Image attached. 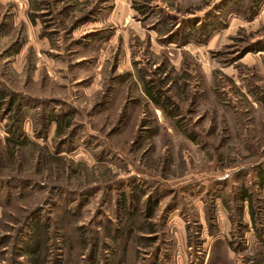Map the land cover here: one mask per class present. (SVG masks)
<instances>
[{
  "label": "rangeland",
  "instance_id": "obj_1",
  "mask_svg": "<svg viewBox=\"0 0 264 264\" xmlns=\"http://www.w3.org/2000/svg\"><path fill=\"white\" fill-rule=\"evenodd\" d=\"M0 264H264V0H0Z\"/></svg>",
  "mask_w": 264,
  "mask_h": 264
}]
</instances>
